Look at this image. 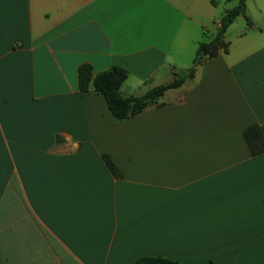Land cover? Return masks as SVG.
Returning <instances> with one entry per match:
<instances>
[{
	"label": "crops",
	"instance_id": "crops-1",
	"mask_svg": "<svg viewBox=\"0 0 264 264\" xmlns=\"http://www.w3.org/2000/svg\"><path fill=\"white\" fill-rule=\"evenodd\" d=\"M236 5L0 0V264H264V4L136 116L78 89L83 64L126 69L125 97L171 82Z\"/></svg>",
	"mask_w": 264,
	"mask_h": 264
},
{
	"label": "trees",
	"instance_id": "trees-1",
	"mask_svg": "<svg viewBox=\"0 0 264 264\" xmlns=\"http://www.w3.org/2000/svg\"><path fill=\"white\" fill-rule=\"evenodd\" d=\"M236 1L237 5L226 11L221 20L220 29L216 37L210 42L199 44L193 66L185 72L175 74V78L164 85L157 86L142 96L125 97L121 93V87L127 81L129 73L126 69L114 66L109 70L95 74L89 64H83L78 69V89L80 92L94 90L105 98L109 110L118 120H125L142 113L147 108L158 105L159 99L171 89L181 87L187 80L193 78L197 67L208 59L217 56L219 50H228L227 44L223 41L227 29L239 16H245L248 0ZM244 138L252 155L264 153V124L251 125L244 130ZM103 161L115 176L120 173L108 155H103ZM132 264H179L177 261L162 256H144L135 260ZM211 264H216L211 262Z\"/></svg>",
	"mask_w": 264,
	"mask_h": 264
},
{
	"label": "rangeland",
	"instance_id": "rangeland-1",
	"mask_svg": "<svg viewBox=\"0 0 264 264\" xmlns=\"http://www.w3.org/2000/svg\"><path fill=\"white\" fill-rule=\"evenodd\" d=\"M264 4V0H248V3H247V13H248V18H249V11H250V14L253 15V16H256V4ZM225 3H222V6H224ZM234 5V4H233ZM249 6H250V9H249ZM242 21H237L238 23L240 24H243L242 22L245 23L244 19H240ZM237 23V24H238ZM236 29H240L239 28V25L236 27Z\"/></svg>",
	"mask_w": 264,
	"mask_h": 264
}]
</instances>
